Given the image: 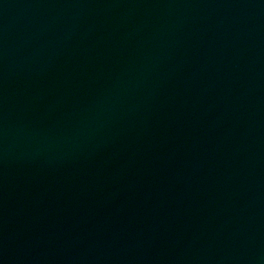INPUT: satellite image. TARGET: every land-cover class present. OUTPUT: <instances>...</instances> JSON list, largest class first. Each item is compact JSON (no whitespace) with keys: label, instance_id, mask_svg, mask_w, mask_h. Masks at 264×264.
Returning a JSON list of instances; mask_svg holds the SVG:
<instances>
[{"label":"water","instance_id":"obj_1","mask_svg":"<svg viewBox=\"0 0 264 264\" xmlns=\"http://www.w3.org/2000/svg\"><path fill=\"white\" fill-rule=\"evenodd\" d=\"M0 264H264V0H0Z\"/></svg>","mask_w":264,"mask_h":264}]
</instances>
